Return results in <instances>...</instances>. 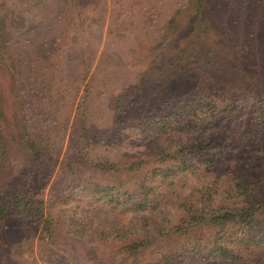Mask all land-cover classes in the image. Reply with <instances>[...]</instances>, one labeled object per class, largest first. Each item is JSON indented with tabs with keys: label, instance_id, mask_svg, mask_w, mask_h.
I'll use <instances>...</instances> for the list:
<instances>
[{
	"label": "trees",
	"instance_id": "16d2710c",
	"mask_svg": "<svg viewBox=\"0 0 264 264\" xmlns=\"http://www.w3.org/2000/svg\"><path fill=\"white\" fill-rule=\"evenodd\" d=\"M79 21L131 39L94 70L98 46L79 49L70 81ZM0 158L2 264H27L37 232L56 264L98 243L123 263L264 264V0H0Z\"/></svg>",
	"mask_w": 264,
	"mask_h": 264
},
{
	"label": "rangeland",
	"instance_id": "374dc122",
	"mask_svg": "<svg viewBox=\"0 0 264 264\" xmlns=\"http://www.w3.org/2000/svg\"><path fill=\"white\" fill-rule=\"evenodd\" d=\"M175 1V9L178 7V5H183L185 3H187L189 0H174ZM125 17L124 14H122L120 17H117V22L121 21L123 18ZM92 25L89 26H84L83 25V21H79V22H75L74 24L72 23L71 29L67 31V33H64L63 31V37L61 38V44L62 47L67 50V53L65 54V58H64V66H65V71L68 74V76L70 77L69 80L72 81V79L74 80L75 76H76V68L78 66V64L82 63V59H84L85 57L83 56L82 59L80 58V54L81 53H77L76 52L82 48L83 51H85L87 49V47H93L95 49H93L92 51L97 49L98 46V54L95 57V63H94V67L93 70L96 68L97 65V61L100 59V56L102 54V51H105L107 48V45L109 43H111V41L113 40H118L116 43L120 46H122V49H128V43L130 42L131 39V35L127 34L128 32H123V33H118L117 34V39H110V41H108L107 39V30H108V24L109 22H107L106 26H102V25H97L95 22H92ZM61 28V27H59ZM189 28V26H188ZM68 28H65V30H67ZM127 30V29H126ZM125 30V31H126ZM190 30L187 28H184L181 31H178L177 33H175V43H173L170 47L171 50L175 51V56L179 50L180 47L183 46L184 42L187 40ZM189 33L186 38L184 39V36ZM62 48V51H63ZM108 51H112L114 49L109 48L107 49ZM192 49H190L191 51ZM201 51H203L201 49ZM193 52V50H192ZM190 52V53H192ZM200 57L203 56V52H201V54H198ZM54 55L51 57L53 58ZM192 57V55L190 56ZM125 60H117L115 58H113L114 62L116 63H122L126 64V63H130L131 61V57H124ZM189 67L193 68L194 65L196 64V62L194 60H190L189 58ZM122 65V64H121ZM127 69L129 72L132 73L133 70V64H128L127 65ZM201 73V72H200ZM198 73V76H200L201 74ZM178 71L175 70V75H178ZM175 80L176 77H175ZM81 92L80 94H82V90L83 87L80 88ZM63 118V117H62ZM59 119L60 122L63 121V119ZM74 119V114L73 116H71V120L73 121ZM59 125V124H58ZM69 139V134H67L66 139L63 141L64 144V151L62 154V157L60 158V160L63 159L64 156V152L66 149V144L68 142ZM131 147V146H130ZM129 147V148H130ZM9 154H8V158L6 160V163H10L9 166L6 168V171H10L11 169L14 170H20L23 171V169H25V157L23 156V154L19 153L16 150V145L11 144L10 145V149H9ZM0 165H1V158H0ZM2 170V166H0V171ZM59 168L57 167L56 170H54L52 177L50 178V180L47 182V187H46V192H49L51 183L54 181L56 175L58 174ZM170 183H167L163 189H166L167 192H172L175 189V186L173 188H171V186L169 185ZM35 233V232H34ZM34 238H32V240H30L31 243H33V252H29V253H25L24 255V260L27 264H56L55 262L52 263L50 260V252L48 251L50 248H52V245L47 244L46 242H43L39 236L40 233L37 232L35 234H33ZM65 240H63L62 242H64ZM114 250H112V248L107 247V245L103 244V243H98L97 247H87L84 249H76V252L80 253V254H87L88 257V261H86L87 264H96L95 260H99L100 258V262L103 263V260H108V262H106L105 264H131V262H126L123 263L121 262V257H119L117 254V246L113 247ZM1 249V248H0ZM61 252L62 251L61 249ZM1 253V252H0ZM67 256V255H66ZM156 256V255H155ZM155 256H153V254L149 252L148 256L145 258V262L144 264H147V262H150L149 259H154ZM44 258V259H43ZM3 262L0 261V264H2ZM137 264V263H136Z\"/></svg>",
	"mask_w": 264,
	"mask_h": 264
}]
</instances>
